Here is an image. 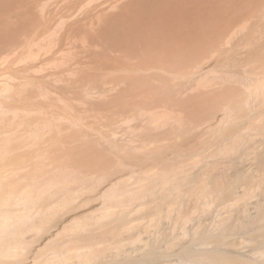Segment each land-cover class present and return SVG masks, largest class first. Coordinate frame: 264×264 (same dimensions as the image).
I'll return each instance as SVG.
<instances>
[{"label":"bare ground","instance_id":"bare-ground-1","mask_svg":"<svg viewBox=\"0 0 264 264\" xmlns=\"http://www.w3.org/2000/svg\"><path fill=\"white\" fill-rule=\"evenodd\" d=\"M87 1L0 0V264H264V0Z\"/></svg>","mask_w":264,"mask_h":264},{"label":"rangeland","instance_id":"rangeland-1","mask_svg":"<svg viewBox=\"0 0 264 264\" xmlns=\"http://www.w3.org/2000/svg\"><path fill=\"white\" fill-rule=\"evenodd\" d=\"M89 1V0H88ZM87 1V2H88ZM102 1H112V0H91V4H90V6L92 7V6H94L95 4H98L99 2H102ZM114 1V2H113ZM112 1V4H111V2H109V5L111 6L110 7V9H111V12L112 13H114L115 11H117V12H119V6H120V4L122 5V3H125L126 1H128V0H120L119 1V3H117L116 2V0H113ZM167 1H169V0H143V3H142V5H141V7L137 10V12L134 14V16H132V17H130L129 19H128V23H127V21H125L123 24H122V26H121V29H120V31L118 30L117 31V33L115 34L117 37H119V38H117L116 37V39H115V41L113 40V42H111V43H113V44H115L114 45V49H118L119 50V44H117V43H114V42H117V39H121V38H123V36L124 35H126L127 33H128V31H129V29L127 28V26L129 25V28H130V25H131V27H133V28H135V29H137V28H139L140 26H141V23H142V19H144L145 17L146 18H148L149 20H147L146 18L144 19V21L146 20V21H155L157 24H160L162 27H164L165 29H166V26L162 23V21H158V20H161L160 18V16H162L164 13L163 12H165L166 14H167V12L168 13H171L170 11L172 10V8H174V4H171V3H168ZM173 2L175 1V0H172ZM145 2V3H144ZM115 3V4H114ZM117 3V4H116ZM115 6V7H114ZM114 9H115V11H114ZM159 11V12H158ZM110 12V13H111ZM228 13H230V17H229V14ZM232 13V14H231ZM116 14V13H115ZM158 14H159V16H158ZM161 14V15H160ZM169 15V14H168ZM143 16H145V17H143ZM158 17V18H157ZM172 17V16H171ZM226 17V18H225ZM239 17V18H238ZM241 17H242V13L241 12H239L238 10H234V9H230V10H228V11H226V12H223L222 14H221V18H215L214 20H215V22H213V21H208V20H204V21H202L199 25L200 26H198V30H197V32H200V33H203V32H205L206 30L205 29H207V31L208 30H210V29H217V28H219V29H223V28H226L227 30H232V35H234L235 36V39L237 38V36L239 35V36H241L240 34H242V31H244V29H242V30H240L239 29V27H242L243 26V24L245 25V22L243 21V19L240 21V19H241ZM177 18V17H176ZM175 17H174V19L173 20H175L176 19ZM224 19H225V21H224ZM221 20H222V22H221ZM237 20H239V21H237ZM143 21V22H144ZM173 22V21H172ZM171 22V23H172ZM175 22L176 23H180V21L177 19V20H175ZM242 24H241V23ZM176 23H172L173 24V28H174V26H176ZM217 23V24H216ZM236 23H238V25L236 26ZM263 23H264V20H263ZM171 24V25H172ZM224 24H225V26H224ZM234 25V26H233ZM242 25V26H241ZM170 26V25H169ZM215 26H217V28L215 27ZM222 27V28H221ZM234 27V28H233ZM237 27V28H236ZM169 28V27H168ZM243 28V27H242ZM237 29H239V30H237ZM59 30H60V28H59ZM234 30H237V33L236 32H234ZM241 31V32H240ZM235 33V34H234ZM237 35V36H236ZM238 36V37H239ZM103 42V44H105V45H107V44H111L108 40H103L102 41ZM119 43V42H118ZM113 44H111V46H113ZM116 46V47H115ZM123 58V57H122ZM115 64V63H114ZM152 230H155V229H152ZM159 230H160V228H159ZM144 235V237H143V239H148V238H150V240L152 239V240H154V239H157V237L155 238V236H154V238H153V236H151V234H143ZM149 235V236H148ZM149 240V239H148ZM148 240H147V243H148ZM146 241V240H145ZM139 244H142V246H144V245H147L146 243H140L139 242ZM144 244V245H143ZM145 247V246H144Z\"/></svg>","mask_w":264,"mask_h":264}]
</instances>
